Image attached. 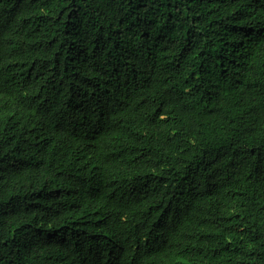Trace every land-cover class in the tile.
Segmentation results:
<instances>
[{"label":"trees","instance_id":"trees-1","mask_svg":"<svg viewBox=\"0 0 264 264\" xmlns=\"http://www.w3.org/2000/svg\"><path fill=\"white\" fill-rule=\"evenodd\" d=\"M0 264H264V0H0Z\"/></svg>","mask_w":264,"mask_h":264},{"label":"clouds","instance_id":"clouds-1","mask_svg":"<svg viewBox=\"0 0 264 264\" xmlns=\"http://www.w3.org/2000/svg\"><path fill=\"white\" fill-rule=\"evenodd\" d=\"M116 197H117V196L113 197L114 200H116ZM113 204H115V203H113ZM115 206H116V205H115ZM116 208H117V207H116ZM117 210H118V208H117ZM118 213L120 214L119 210H118ZM122 215H123V214H122Z\"/></svg>","mask_w":264,"mask_h":264}]
</instances>
